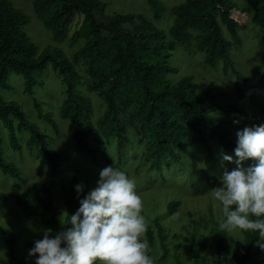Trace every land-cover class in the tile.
<instances>
[{
    "label": "trees",
    "instance_id": "16d2710c",
    "mask_svg": "<svg viewBox=\"0 0 264 264\" xmlns=\"http://www.w3.org/2000/svg\"><path fill=\"white\" fill-rule=\"evenodd\" d=\"M254 10L253 22L263 33L264 41V0H245ZM155 18L160 19L165 8L160 0H147ZM38 12L55 6L56 10L45 17L44 25L51 30L56 40H64L77 13L84 15V23L75 37L82 35L88 41L71 61L65 53L57 48H47L39 52L37 46L27 35L25 28L31 18L21 9L16 8L10 0H0V90H11L10 76L21 75L24 79V93L33 97L36 88H42V78L50 67L58 71L66 87L67 97L60 109V117L74 125L72 136L81 151L88 152L95 160L97 150L91 148L89 139L92 136L100 148H104L105 137L115 134L118 139V154L123 155L130 145L128 131L129 122L133 125L141 141L146 144L143 161L148 164L150 172L160 174L165 181V171H174V167L182 164L185 142L197 139L210 152L208 138H216L221 145L235 155L236 144L231 134L223 129V123L215 122L211 114L225 107L216 102V95L193 81L192 77H183L176 83L164 80L166 74L175 73L167 60L172 57L179 43L194 45L200 53H205L206 64L216 68L221 62L227 74L231 71L236 78L235 91L242 98L247 78L236 70L231 57L230 42L224 35L219 18L226 26L235 43H239L238 22L232 17L234 5L230 0H186L173 10L174 25L170 35L171 42H164L161 33L150 23L143 21L138 29L126 30L125 24H135L133 15L103 16L105 4L100 0H35ZM219 17V18H218ZM156 41L151 45L152 41ZM84 60L89 67L90 76L96 81V88L107 103V110L99 120L98 129L91 119V106L86 96L79 90L81 77L75 63ZM260 62L264 67V54ZM264 83V71L258 78ZM35 108L39 118L49 124L59 134V125L50 113H44L41 104L35 100ZM0 122L8 129L10 147L18 152L22 147L18 142V131L27 130L30 138L26 145L29 150L37 149L38 158L46 161L52 173L56 174L64 163L71 162L67 150H56L49 144L41 128L32 123L18 102L6 100L0 93ZM18 123V128L15 126ZM0 129V174L13 180H22L19 166L5 157ZM166 161L165 165L163 162ZM75 179V177H74ZM44 195L37 188L30 190V195L38 206H32L21 197L16 204L23 214L37 219L41 226L54 231L67 227L70 213L79 207V198L75 187L65 189L66 215L63 217L54 201L50 189H44ZM84 194L81 193V196ZM1 199V198H0ZM181 202L168 205V211L176 213ZM155 222L159 232V242L163 249L159 264L168 255L165 236L162 234L159 219ZM1 237L8 248L13 264H28L18 254L19 238L9 229H0ZM217 234V255L214 260L201 257V252L192 243L191 253L195 264H264L261 258L264 249L256 242L258 233L252 230L243 231V244H237L232 251L229 245V233L215 224ZM149 242L150 250L155 244V233L151 225H147L144 234ZM32 246L28 244V249ZM151 253V252H150ZM233 262L230 263L229 258ZM33 258V257H32ZM174 259L182 264L180 256ZM97 264H100L97 261Z\"/></svg>",
    "mask_w": 264,
    "mask_h": 264
},
{
    "label": "rangeland",
    "instance_id": "374dc122",
    "mask_svg": "<svg viewBox=\"0 0 264 264\" xmlns=\"http://www.w3.org/2000/svg\"><path fill=\"white\" fill-rule=\"evenodd\" d=\"M16 8L21 9L30 16L31 22L25 28L27 35L37 46L39 52L47 48H57L74 61L75 54L85 45L88 38L75 37L84 23V15L77 13L69 28L68 36L64 40H56L52 31L44 25L45 17L52 14L56 8L52 6L38 12L34 6L35 0H10ZM105 4L103 16L106 18L115 15H133L135 24H125L126 30H134L141 27L143 21L153 25L163 36L164 42H171V28L174 25L175 15L173 10L186 0H160L165 8L160 19L155 18L147 0H100ZM234 9L231 14L238 22L239 43H235L226 26L219 18L226 39L230 42L231 57L236 70L241 72L248 80L245 92L240 98L235 91L236 78L231 71L226 74L223 62L216 68L206 64L205 53H200L194 45L179 43L172 57L167 60L168 65L175 69V73L166 74L164 80L176 83L183 77H192L203 90L216 95V102L225 107L211 114L217 123H223V129L231 134L233 142L237 141V130L245 126L264 124V83L258 78L262 75L264 67L260 59L264 54V41L261 28L253 22L254 10L245 0H230ZM156 41H152L154 45ZM81 77L79 90L86 96L91 106V119L95 126L100 129L98 122L107 110L104 97L96 88V81L89 74V67L84 60L75 63ZM43 87L35 89L33 97L24 93V79L21 75L10 76L9 85L11 90L1 89L0 93L6 100L19 103L27 118L38 125L46 135L51 147L56 150H67L71 156L70 163H64L59 171L54 174L46 161L38 158V151L29 150L26 143L30 138V132L22 130L18 132V142L22 151L18 152L10 147L9 131L0 122L2 145L5 149V157L13 161L22 172V180L16 181L0 174V229L2 227L15 233L18 238V254L28 263L35 264V259L28 256V244L34 246L35 239L42 238L46 226H41L37 219L26 217L16 204L17 197L28 201L32 206H38L36 200L30 195L32 188H37L42 195L44 189L51 190L54 201L63 217L66 215L65 199L63 191L83 182L84 193L96 186L100 170L113 165L125 171L133 178L137 185V191L143 199L142 213L146 218L147 225H151L155 233V244L150 250L154 260H160L163 249L159 242V232L155 225L159 224L168 250L165 260L159 264H177L174 256H180L182 264H195L191 253L192 243L201 252V257L214 260L217 255V234L215 224L222 217L221 206L212 195L213 188L222 182L221 175L225 168L232 170L237 165L234 161H222L221 153H228L216 138H208L210 152L200 141H187L180 152L182 164L174 167V171H165V181L162 179L163 172H150L148 164L143 161V152L146 144L141 141L140 135L129 122L130 145L124 150L123 155L118 154V139L115 134L104 139V148H100L91 136L89 144L97 150L95 160L86 151H81L72 136L74 125L60 117V109L67 97L66 87L61 74L49 68L42 78ZM35 100L41 104L44 113H50L58 123L60 133L39 118L35 108ZM238 120L239 123H234ZM16 128L18 123L15 122ZM232 155V154H231ZM235 156V155H233ZM255 161L251 158L243 162L249 166ZM166 161L163 162L165 165ZM75 177V179H74ZM179 201L181 206L174 214L168 211V205ZM53 232H55L53 230ZM229 245L232 251L237 244H243L245 238L242 230L233 229L228 231ZM264 260V252L261 255ZM233 262L232 257L229 258ZM0 264H13L8 254V248L1 237L0 231Z\"/></svg>",
    "mask_w": 264,
    "mask_h": 264
},
{
    "label": "clouds",
    "instance_id": "9594fccd",
    "mask_svg": "<svg viewBox=\"0 0 264 264\" xmlns=\"http://www.w3.org/2000/svg\"><path fill=\"white\" fill-rule=\"evenodd\" d=\"M234 123H239L234 120ZM235 156L221 153L222 161H234L225 170L212 195L221 206L220 227L227 231L252 230L264 249V124L237 130ZM249 158L255 162L244 166ZM79 207L70 213L67 227L43 231L28 256L35 264H155L142 213L143 199L125 171L107 165L96 186L83 196V182L75 186Z\"/></svg>",
    "mask_w": 264,
    "mask_h": 264
}]
</instances>
